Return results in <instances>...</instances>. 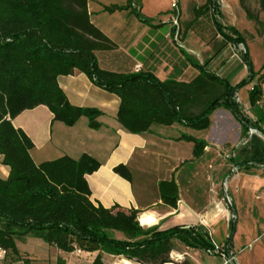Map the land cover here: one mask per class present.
I'll use <instances>...</instances> for the list:
<instances>
[{"label":"trees","instance_id":"1","mask_svg":"<svg viewBox=\"0 0 264 264\" xmlns=\"http://www.w3.org/2000/svg\"><path fill=\"white\" fill-rule=\"evenodd\" d=\"M73 4L67 6L66 0H0V164L8 169L7 178H0V249L14 264L21 259L16 237L39 239L63 254L97 253L92 264H104L102 255L138 264H165L175 241L188 249L211 252L212 256H227L235 221L229 223L230 233L222 247L203 227L144 228L138 222L137 210L122 211L117 205L105 209L92 203L86 176L99 169L97 160L83 154L78 160L63 156L35 164L30 155L33 143L12 125V120L26 110L44 106L54 121L66 127H73L85 117L91 130H99V111L71 105L58 85L60 76L76 70L95 87L118 98L117 122L134 135L175 124L205 131L211 126L212 114L225 109L240 125L241 138L249 140L245 159L241 163L234 158L235 166L264 165V141L257 135L248 136L254 129L264 138V74L248 94L254 119L236 100V93L258 76L253 72L244 38L233 27L217 21L221 17L219 0H204L193 8L191 23L209 17L223 41L220 51L228 44L242 45L247 78L232 87L208 70L209 61L220 51L199 64L181 50L187 65L197 71L189 82L160 81L143 70L114 73L101 69L94 54L112 50L114 44L90 23L87 0H74ZM260 5L264 11V0ZM103 12H128L150 32L168 26L154 25V19L141 14V0L109 5L103 7ZM169 12L178 13L177 9ZM167 32L173 35L174 29ZM194 108L199 109L197 114H191ZM177 141L193 144V160L202 158L209 147L206 141L185 134ZM113 172L132 181L124 165L116 166ZM158 194L163 206L177 210L179 188L173 174L170 180L159 181ZM230 210L235 214L233 205ZM57 264L65 261L59 258Z\"/></svg>","mask_w":264,"mask_h":264},{"label":"crops","instance_id":"2","mask_svg":"<svg viewBox=\"0 0 264 264\" xmlns=\"http://www.w3.org/2000/svg\"><path fill=\"white\" fill-rule=\"evenodd\" d=\"M93 2L95 1L87 0L89 21L114 44L112 50L96 51L94 53L101 69L114 73H132L136 72L137 67H139V71H149L160 81L169 79L179 81L191 69L196 72L195 75L193 74L194 77L197 75V71L187 65L182 55L175 52V48L172 45H167L164 40L169 35L167 32L171 28L169 25L155 32H150L147 26L139 23L128 12L108 14L103 12L102 6L104 4H100L101 6L98 8L91 9ZM124 4H120V6ZM157 11L145 12L146 17L155 20L154 25L159 24L157 20L160 17V12ZM162 37L163 39H160ZM163 44H166V46H163ZM165 50L171 54L167 56L165 53L166 55H164L163 52ZM222 51L225 53L230 51L231 54L232 49L227 45ZM172 54H174V57ZM217 55L212 60L209 58L210 61L207 69L219 78L229 81L232 87L235 86L239 83L237 81L234 82L235 79L233 80L237 68L231 67V64L236 62L239 56L234 53L228 59H223V57L218 59ZM169 56H172V58L167 59ZM235 65L239 70L243 69L239 64ZM242 66L245 69L244 63ZM261 67L257 70L258 76L253 80L249 90L246 89L247 92L253 88L259 77L264 74V70H261ZM233 70L235 73H232ZM239 73V77L244 74L241 71ZM57 82L71 105L81 108H93L99 111L100 116L97 121L101 124V128L99 130H91L88 126V119L85 117H81L73 127H66L62 123L54 121L53 115L44 106L22 112L12 120V125L16 129L22 130L33 143L34 148L30 152V155L34 163L40 164L46 161H53L63 156L78 160L83 154H87L100 164L96 172L86 176V181L91 192L90 200L93 204H100L105 209H111L117 205L122 211L137 210L139 212L138 216L145 212H152L157 218V223L152 226H159L160 230L180 226L178 224L184 222L188 216L187 210L183 207L181 209L179 203L177 210L163 206L158 194V183L162 180H170L172 174H175L181 164L189 162L193 158V144L184 141L179 142L177 139L182 134L194 137V131L175 124L171 127H153L150 133L141 135L131 134L124 130L117 122L116 117L119 106L117 97L95 87L84 74L76 70L71 75L60 76ZM262 92L264 100V84L262 85ZM236 97L242 111L248 117L254 119L249 105L248 94L239 90L236 93ZM243 101L246 105L245 108L242 106ZM210 119L211 126L209 129L213 128L212 138L216 142H220L226 137L225 135L230 125H236L237 128H240V125L231 114L222 108L216 110ZM169 130L171 132H168ZM207 143L208 146L211 145L209 142ZM171 149L176 150L174 156L176 162L164 156ZM138 156L144 159L140 166H136V157ZM153 156L168 159V165H170V167L168 166L169 168L164 167L163 169L162 167V172H154L163 175V178L154 184L157 192L155 199L148 193L149 187H152V182L149 181L151 169H147L146 166L150 163L145 161L148 160L147 157ZM118 165H124L129 169L132 176L131 182L113 172V169ZM134 170L139 171L142 175L140 193H137L134 189ZM231 175L233 176L230 179ZM7 176L8 169L0 164V178L6 179ZM176 176H174V179L178 185ZM235 176L234 174H229L228 183L232 179L239 180L244 175H239L238 173ZM258 182H260L258 186L261 185L263 188L262 200L258 201L259 219L257 220V224L259 229L264 230V178H258ZM249 194H252L250 205H247L246 200H244V204L239 201L236 202L237 204H231L234 206L235 213L238 216L237 207H242L245 218L240 216L239 218L247 226L244 230L243 228L238 229L237 233L235 228L231 243L227 247V256L224 258L222 256H212L204 251L191 249L193 251V258L198 264H264V261L259 260V256L264 257V238L259 237L253 231L252 239L248 242L244 240L249 220L252 223V229L255 230L256 228L253 221L254 218L249 216L248 212L245 213V208L248 209V207L254 205L253 187ZM244 196L246 197V195L242 194L243 198ZM182 213L184 214V218L182 221H179L178 216ZM221 230H224L222 236L224 237L226 231H229V225L227 230L224 226L221 227ZM219 232L217 236H219ZM14 240L21 257L17 261L19 264H57L59 258L65 261V264H92L97 256V253L79 251L63 254L55 248L49 247L41 240L30 237H16ZM238 249H247V251L240 253L236 257ZM109 258L114 257L102 255L104 264L110 263Z\"/></svg>","mask_w":264,"mask_h":264},{"label":"rangeland","instance_id":"3","mask_svg":"<svg viewBox=\"0 0 264 264\" xmlns=\"http://www.w3.org/2000/svg\"><path fill=\"white\" fill-rule=\"evenodd\" d=\"M73 1L74 0H66V5L74 6L75 4H73ZM93 1L95 2L91 5V9L98 8L103 4L102 7H106L110 4L120 5L125 3L126 0ZM172 1L177 3L178 13L174 15L169 12L172 9ZM203 3L204 0H141V14L145 16V12L148 13L152 12V10H158L161 14H159L160 17L157 20L158 23H167L174 29L173 35H168L167 39H164L167 45H172V47L175 48L174 51L179 55H181L180 51L183 50L194 62L203 64L205 61L209 60V58H212L214 53L220 51L219 49L223 45L222 38L217 35L209 17L205 16L191 23L193 20V8L201 6ZM219 3L221 17L217 18V21L223 26L233 27L240 36L244 38L253 72L257 73V70L260 69L264 62V11L261 8L260 0H219ZM163 46H166V44H163ZM228 46L232 49L231 54L230 51L228 53L220 51L217 56L218 59H221V57H223V59H228L230 55L234 53L239 56V59L231 64V67L234 66L235 69L237 68L236 75H232H235L233 77V80L235 79L234 82L237 81L238 83L249 75L247 67L245 66L244 69L242 66L244 63V48L242 45L228 44ZM165 53L167 56L171 54L166 50L163 54L166 55ZM172 56L174 57V54H172ZM172 56H169L167 59L172 58ZM235 64H239L243 69L239 70ZM240 71L244 73L241 77H239ZM195 73L196 72L192 69L188 70L179 81L189 82L193 79ZM232 73H235V71L233 70ZM252 83L253 81L241 88L243 93L249 94L247 90H249ZM242 104L243 108H245L246 105L244 101ZM190 112L191 114H197L199 109L194 108ZM213 131V128L200 132L194 131L195 138L206 139L211 145L205 149L202 158L199 160H193V158H191L189 162L181 164L174 174V176L177 175L176 179L178 180V203L181 209L183 207L188 212L186 220L178 225L186 228L203 227L205 231L213 233L211 235L212 240L216 245L222 247L229 236V231H226L224 237H222L224 230L220 231L221 227L224 226L227 230L229 223L235 221L237 233L238 229L243 228L244 230L247 226L246 223H243L242 220L240 221L239 218V216L245 218L242 207H237L239 212L238 216L237 213H232L230 204H235L237 201L243 202L244 204V200H246L247 205H250L252 202V194L248 195V193H251L253 187L254 205L248 207V209L245 208V213L248 212L249 216L254 218L253 221L256 228L255 230L252 229V223L249 220L244 240L245 242L250 241L254 233L253 231H255L259 237L264 238V230L259 229L257 224V220L259 219L258 201L262 200L263 188L261 185L258 186V184H260L258 178H264V165L253 168L240 166L238 173L244 176L240 177L239 180L232 179V181L228 183V189L226 190L225 182L229 180L228 176L232 174L231 169L235 166V161L233 159L236 158V161L243 162L246 157V151L248 150L249 140L241 138V130L237 128L236 125H230L226 132V137L220 142H216L212 138ZM168 132L171 131L169 130ZM258 137L264 141L262 136ZM231 149H234L233 153ZM175 153L176 150L171 149L167 151L164 156L176 162V159H174ZM230 154L232 156L228 157ZM233 155H235V157H233ZM147 159L148 160L145 161L150 164L146 167L147 169H151V178H149V181L152 182V187H149L148 193L155 199L157 192L154 184L162 179L163 175L154 172H162V167L164 169V167L167 168L168 166L170 167V165H168V159L159 158V156L147 157ZM143 161L144 159H142L141 156L136 157V166H140ZM238 173H234V175L237 176ZM232 176L233 175H231L230 179ZM141 178L142 175L139 171L134 170L133 184L137 193L141 192ZM242 194L246 195V197L244 196L243 198ZM218 232L220 237L217 236ZM246 251L247 249H238L236 251V257H238L240 253ZM202 255L205 256L204 254ZM109 259L110 263L108 264H121L122 262V258ZM259 260L264 261V257L259 256ZM130 262L132 264H138L132 261ZM235 263H237V261H235ZM165 264L198 263L193 258V251L191 249L175 241L174 250L169 254Z\"/></svg>","mask_w":264,"mask_h":264},{"label":"built area","instance_id":"4","mask_svg":"<svg viewBox=\"0 0 264 264\" xmlns=\"http://www.w3.org/2000/svg\"><path fill=\"white\" fill-rule=\"evenodd\" d=\"M171 10H176L177 9V3L175 2V1H172V3H171ZM244 48V47H243ZM244 52H245V49H244ZM139 67H137V71H139ZM136 71V72H137ZM236 100H237V97H236ZM249 136H252V135H258V136H260L261 137V134L260 133H258L256 130H254V129H250L249 130ZM233 150L234 149H231V152L233 153ZM232 155L230 154V155H228V157H231ZM233 157H235V155H233ZM231 159V158H230ZM238 170H239V168L238 167H236V166H233L232 167V169H231V173L232 174H234V173H237L238 172ZM228 181H226L225 182V187H226V190L228 189ZM231 205V204H230ZM209 234L211 235V232H209ZM218 251H219V248L216 246V249H215V254H217L218 253ZM208 255H212V253L211 252H206ZM220 256H222L223 258L225 257V255H223V254H221ZM0 264H14V263H11L10 262V260L8 259V257H7V252L5 251V250H1L0 249ZM15 264H19V263H15Z\"/></svg>","mask_w":264,"mask_h":264},{"label":"bare ground","instance_id":"5","mask_svg":"<svg viewBox=\"0 0 264 264\" xmlns=\"http://www.w3.org/2000/svg\"><path fill=\"white\" fill-rule=\"evenodd\" d=\"M184 218V214H179L178 220L182 221ZM138 222L142 227L152 226L157 223V218L152 212H145L138 216ZM112 264H120V263H112ZM121 264H132L130 261L122 259Z\"/></svg>","mask_w":264,"mask_h":264}]
</instances>
